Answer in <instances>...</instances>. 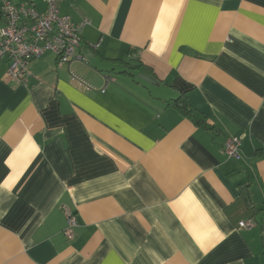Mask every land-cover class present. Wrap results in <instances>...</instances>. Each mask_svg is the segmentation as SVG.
<instances>
[{"label":"crops","instance_id":"obj_1","mask_svg":"<svg viewBox=\"0 0 264 264\" xmlns=\"http://www.w3.org/2000/svg\"><path fill=\"white\" fill-rule=\"evenodd\" d=\"M60 12L89 21L86 63L46 53L16 82L0 59V264H264V0ZM183 95L203 126L170 105Z\"/></svg>","mask_w":264,"mask_h":264},{"label":"built area","instance_id":"obj_2","mask_svg":"<svg viewBox=\"0 0 264 264\" xmlns=\"http://www.w3.org/2000/svg\"><path fill=\"white\" fill-rule=\"evenodd\" d=\"M42 1L43 11H38L31 0L1 2L0 59L7 61V75L16 82H24L30 75L32 61L46 53L55 56L57 67L87 62V56L80 47L83 29L89 21L84 19L75 23L69 15L61 14L60 5L64 0ZM71 79L86 89L93 88L77 75L71 74ZM240 147L241 139L230 137L223 145V152L230 159L240 160ZM64 213L66 226L63 234L72 239L77 217L68 208H64ZM255 224L254 219L249 218L239 221L238 228L251 229Z\"/></svg>","mask_w":264,"mask_h":264},{"label":"trees","instance_id":"obj_3","mask_svg":"<svg viewBox=\"0 0 264 264\" xmlns=\"http://www.w3.org/2000/svg\"><path fill=\"white\" fill-rule=\"evenodd\" d=\"M136 68H138L139 70H142V72H144L143 67L141 65L136 66ZM144 74V73H142ZM170 105L174 106L175 108L179 109L184 116H186L187 118H189L191 121H193L196 124H204L205 120H204V116L202 113H200L199 111H197L196 109H194L193 107H191L188 104V101L186 99V97L183 96H179L177 99L172 100ZM254 219V217H251ZM255 221V219H254Z\"/></svg>","mask_w":264,"mask_h":264},{"label":"water","instance_id":"obj_4","mask_svg":"<svg viewBox=\"0 0 264 264\" xmlns=\"http://www.w3.org/2000/svg\"><path fill=\"white\" fill-rule=\"evenodd\" d=\"M138 77L143 80V81H146L148 83H153L154 81L148 76V75H145V74H138Z\"/></svg>","mask_w":264,"mask_h":264}]
</instances>
